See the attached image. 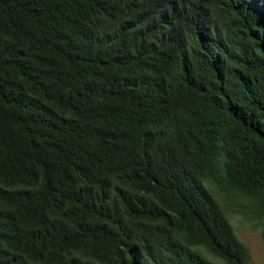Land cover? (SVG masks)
<instances>
[{
    "label": "trees",
    "instance_id": "obj_1",
    "mask_svg": "<svg viewBox=\"0 0 264 264\" xmlns=\"http://www.w3.org/2000/svg\"><path fill=\"white\" fill-rule=\"evenodd\" d=\"M216 190L264 221V0H0V264H247Z\"/></svg>",
    "mask_w": 264,
    "mask_h": 264
},
{
    "label": "rangeland",
    "instance_id": "obj_2",
    "mask_svg": "<svg viewBox=\"0 0 264 264\" xmlns=\"http://www.w3.org/2000/svg\"><path fill=\"white\" fill-rule=\"evenodd\" d=\"M218 195L227 209L238 237L249 249L250 259L247 264H264V221L255 219L245 212L242 198L234 196L230 198L225 193L219 192ZM206 255L216 264H225L221 258L210 252H206Z\"/></svg>",
    "mask_w": 264,
    "mask_h": 264
},
{
    "label": "clouds",
    "instance_id": "obj_3",
    "mask_svg": "<svg viewBox=\"0 0 264 264\" xmlns=\"http://www.w3.org/2000/svg\"><path fill=\"white\" fill-rule=\"evenodd\" d=\"M0 209L3 210V211H5V212H7V213H9V214H13L12 211H11L12 207L10 205H8L7 202H3L2 201ZM18 252L21 253V254H23L24 255V258L27 260L26 255L23 253V251H22V249L20 247L18 249Z\"/></svg>",
    "mask_w": 264,
    "mask_h": 264
}]
</instances>
